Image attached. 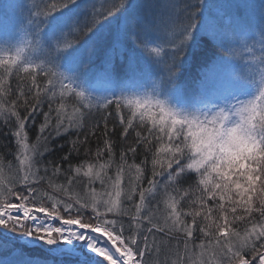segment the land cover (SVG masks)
Instances as JSON below:
<instances>
[{"label": "snow or ice", "instance_id": "6c2138e0", "mask_svg": "<svg viewBox=\"0 0 264 264\" xmlns=\"http://www.w3.org/2000/svg\"><path fill=\"white\" fill-rule=\"evenodd\" d=\"M0 264H264V0H0Z\"/></svg>", "mask_w": 264, "mask_h": 264}, {"label": "trees", "instance_id": "16d2710c", "mask_svg": "<svg viewBox=\"0 0 264 264\" xmlns=\"http://www.w3.org/2000/svg\"><path fill=\"white\" fill-rule=\"evenodd\" d=\"M202 67V64L197 63L190 66L188 69H185L183 74L180 77L181 82L185 80H195L198 77V73Z\"/></svg>", "mask_w": 264, "mask_h": 264}]
</instances>
